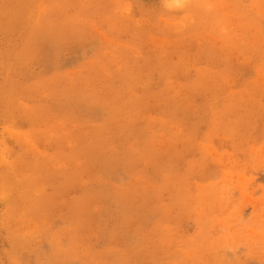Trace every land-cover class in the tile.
Masks as SVG:
<instances>
[{"label": "rangeland", "instance_id": "374dc122", "mask_svg": "<svg viewBox=\"0 0 264 264\" xmlns=\"http://www.w3.org/2000/svg\"><path fill=\"white\" fill-rule=\"evenodd\" d=\"M0 264H264V0H0Z\"/></svg>", "mask_w": 264, "mask_h": 264}]
</instances>
